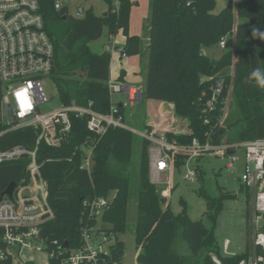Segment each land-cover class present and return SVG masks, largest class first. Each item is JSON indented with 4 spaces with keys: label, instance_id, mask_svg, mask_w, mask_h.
Returning a JSON list of instances; mask_svg holds the SVG:
<instances>
[{
    "label": "trees",
    "instance_id": "16d2710c",
    "mask_svg": "<svg viewBox=\"0 0 264 264\" xmlns=\"http://www.w3.org/2000/svg\"><path fill=\"white\" fill-rule=\"evenodd\" d=\"M107 11L97 15L92 9L84 17L70 14L67 6L56 9V0H38L45 30L56 49V67L52 77L56 80L64 104L75 101L79 106L92 103L95 111L108 114L112 99L108 87L111 78V54L95 55L89 45L100 41L105 32L111 38L120 32L126 37L124 50L127 56L138 55L141 39L129 33L130 15L136 0H104ZM151 15L148 35L153 46L147 51V75L143 100L169 103L175 114L188 120L186 132H167L171 141L181 145L198 138L202 143L213 145L243 143L264 138V89L260 88L250 74L257 68L264 70V0H239L237 19L233 0L217 10V0H151ZM66 18V19H64ZM255 33V35H254ZM223 37L235 38V50L225 52L219 59L202 54V47L218 46ZM213 72L211 73V69ZM234 68L233 75L223 72ZM85 76L76 78V71ZM122 71L117 81H122ZM223 81V90L213 108L207 107L212 89ZM231 90L232 104L238 114V128L230 138L226 135V119L220 124ZM121 114H125L120 106ZM73 129L60 148L43 144L39 151L42 175L48 184L49 203L56 219L47 224L43 233L48 237L50 250L76 249L81 245V221L86 218L84 200L89 197L114 198L104 212L105 227L117 236L116 250L110 264H120L124 242L119 235L128 228V208L131 200V185L121 164H129L133 152L134 133L124 128H111L99 138L88 131L86 119L71 117ZM207 122V123H206ZM146 129L152 130L147 126ZM36 130L25 128L7 133L2 147L15 145L32 147ZM84 146L93 149L91 174L82 170ZM143 153L140 161V190L138 192V217L135 225V241L141 253L139 264H191V259L203 256L202 264H240L252 254V246L242 254L226 256L221 253L215 238L218 216L224 202L236 199V195L220 190L218 196L210 195L204 186L198 191L205 199L206 216L212 226L203 221H193L188 215L187 203L182 200L183 211L175 214L170 205L165 208L160 190L150 181L149 143L142 139ZM111 158L115 163L112 164ZM186 158L179 157L177 167L184 165ZM24 169V168H23ZM20 165L0 167V194L12 182H17L24 170ZM199 179L204 182V172L196 168ZM247 216L250 217L249 211ZM180 231V235H179ZM180 236V237H179ZM179 238L187 245L191 256L179 253ZM57 241L58 244L54 242ZM68 244V246H66ZM257 255H264L258 249ZM67 252L56 254L46 264H62ZM0 264H13L11 260Z\"/></svg>",
    "mask_w": 264,
    "mask_h": 264
},
{
    "label": "built area",
    "instance_id": "2783aa9c",
    "mask_svg": "<svg viewBox=\"0 0 264 264\" xmlns=\"http://www.w3.org/2000/svg\"><path fill=\"white\" fill-rule=\"evenodd\" d=\"M63 6L61 0H56V9ZM84 15L85 10L80 8L75 17ZM226 38L223 37L218 45L223 50L227 48ZM105 49L111 54V61L115 54L119 59L127 57L124 47L117 48L109 43ZM55 67V45L45 30L38 0H0V167L17 164L24 168L15 182L13 196L4 195L0 200V262L11 260L13 264H28L24 250L31 248L46 252L50 257L67 252L62 264H110L118 236L105 227L103 215L115 194L91 196L84 200L86 218L81 221V245L78 248L50 250L43 229L56 219V215L49 203L48 184L42 175L38 156L43 144L51 148H60L64 144L73 129L72 116L86 119L88 131L99 138L111 128L132 131L126 123V115L120 112V106L126 109L143 101L144 89L110 79V95L124 93L129 103L112 101L110 113L102 114L93 109L92 103L79 106L73 101L43 114L40 106L50 102L44 89V78L52 76ZM223 87L220 80L212 89V96L206 103L209 109L216 104ZM230 93L231 90L226 105ZM224 116L225 110L220 124L224 122ZM25 128L36 130V141L32 147H2V139L7 133ZM135 133L149 143L150 181L156 187L166 186L165 193L173 187L171 176L179 157L186 158L184 164L207 154L228 157L227 167L232 169L241 160L237 150L243 149L240 181L252 199L254 236L251 257L240 264H264V255H257L258 249L264 251V138L221 145H213L209 140L202 143L193 138L191 143L181 145L171 141L167 132L144 129ZM84 150L81 169L91 174L93 149L84 146ZM197 176V170H189L185 179L193 180ZM54 243L58 244L57 241ZM228 244L226 241L225 252ZM213 260L222 264L217 257Z\"/></svg>",
    "mask_w": 264,
    "mask_h": 264
},
{
    "label": "rangeland",
    "instance_id": "374dc122",
    "mask_svg": "<svg viewBox=\"0 0 264 264\" xmlns=\"http://www.w3.org/2000/svg\"><path fill=\"white\" fill-rule=\"evenodd\" d=\"M217 3V12L221 11L227 5L226 0H217ZM76 11V6L69 7L71 15L76 16ZM142 25L143 24H141V27ZM136 27H138V24ZM121 36L122 33H119L115 39V43L118 42L119 46H123V44L121 45L119 41ZM226 41L227 48L225 50L219 48L218 46H214L202 47L201 52L211 59H219L225 52L234 51L235 49V38L227 37ZM129 57H132V59L126 60L140 62L139 54ZM113 60L114 57L112 61ZM118 70L119 68L117 64L112 65L111 72L113 77L117 75ZM223 73L226 75H233L234 69H227ZM76 74V78H80L81 81L84 80L85 76L80 69L76 71ZM145 75L146 74L144 73V80ZM43 84L50 102L41 105L40 112L46 114L52 110L60 108L63 102L60 97L58 84L52 76L44 78ZM111 99L114 103H129L127 95L124 93L114 94L111 96ZM231 101L232 95L230 93L224 116L225 119L227 118L226 121L224 119L227 124L225 132L230 138L234 135L236 127L238 128V114ZM125 115L127 125L134 132V144L129 164L120 165V169L127 174L131 185V200L128 208V228L125 234L119 235L120 241L124 242L125 245L124 256L122 257L120 264H139L137 262V257L141 253V249H138L136 245L134 231L138 217L137 199L138 192L140 190L139 168L143 153V146L142 138L135 132H142L151 122L159 125L163 130L181 133L188 130V120L178 117L175 114L172 104L147 99L135 104L133 107H126ZM163 130L162 132H165ZM237 156L241 160L239 163H236L232 169L227 167L230 162L228 157H219L214 154H207L198 160L188 161L181 167L176 166L174 168L171 176L173 187L168 190V193L164 192V188H166V186L157 187L160 190L161 197L167 199L166 204H163L165 205V208L170 205L175 214H180L183 211L181 201L184 200L188 206L187 211L189 217L193 221H203L208 228H211L212 224L206 216V201L198 194L201 186H204L207 192L212 196H218L220 190L236 195V199H229L224 202V208L218 216L215 228V238L220 246L221 253L226 256L244 253L247 247L249 248V246L252 245L254 236V225L251 216L252 199L248 192L242 187L240 181L243 172V149L237 150ZM111 162L112 164L115 163L114 158H111ZM197 166H199L205 173L204 182H202L199 177L193 180L185 179L186 173L189 170H196ZM112 193L114 192H111L110 195ZM247 211H249L250 217L247 216ZM99 224H101V219L99 220ZM226 241L229 243L227 252H225L224 249ZM177 248L181 255L185 257L191 256L187 245H185L180 238L177 243ZM24 257L26 260L32 261L35 264H46L50 255L46 252H38L35 249L29 248L24 250ZM202 258V255L192 258L191 264H202Z\"/></svg>",
    "mask_w": 264,
    "mask_h": 264
},
{
    "label": "crops",
    "instance_id": "0c3cea01",
    "mask_svg": "<svg viewBox=\"0 0 264 264\" xmlns=\"http://www.w3.org/2000/svg\"><path fill=\"white\" fill-rule=\"evenodd\" d=\"M61 1H62L63 5L68 7V9L70 6H76L77 11H78V9L83 8L85 10V13L87 10L92 9L95 14L102 15L108 9L107 4L104 0H61ZM226 1L228 3L229 0H226ZM238 1L239 0H233L234 6H235L236 19H237V3H238ZM136 2H137V4L135 6H133V8L131 10L129 33H130V35L138 36L141 39V51L139 53L140 62H136L134 60H130V61L126 60V59H132V57L130 58L129 56H127L126 58H123V59H119L118 54H115L114 60L111 61V67H112V65L117 64L119 70H118L117 75L114 77H113L112 72H111V78L110 79L113 81H117L121 75V72L124 71L125 77L120 82H123L124 84H127V85L141 87L144 89L145 82H146V75H147V71L145 68L147 65V52L146 51H148V48L151 45L149 35H148V31H147L149 19H150V15H151V8H150L151 0H136ZM217 6H218V3H217ZM77 11H76V13H77ZM137 24H138V27H136ZM141 24H143L142 27H141ZM106 35H107V33L105 32V35L103 38H105ZM115 39H116V37L111 38V41L115 47H117V48L125 47L126 37L123 34L121 36V39L119 40L121 45L123 44V46H119L118 42L115 43ZM105 52H106V49H105ZM144 73L146 74L145 80L143 79ZM148 126L152 127L151 129L156 131V132H162V130H163L159 125L151 123V122L148 124ZM146 128H147V126H146ZM163 131L169 132L167 130H163ZM183 132H186V131H183ZM227 251H228V248H227ZM24 259H25V257H24ZM26 261H28V260H26ZM29 262H32V261H29Z\"/></svg>",
    "mask_w": 264,
    "mask_h": 264
},
{
    "label": "water",
    "instance_id": "95a60500",
    "mask_svg": "<svg viewBox=\"0 0 264 264\" xmlns=\"http://www.w3.org/2000/svg\"><path fill=\"white\" fill-rule=\"evenodd\" d=\"M64 19H66V18H64ZM109 41H110V36L107 34L105 36V38L101 39L100 41L90 44L89 45V50L91 51V53H93L95 55H104L105 54V47L107 46ZM152 48H153V46L150 45L148 50H151ZM212 72H213V68L211 69V73ZM229 153H231V152H229ZM15 188H16V183L12 182L7 187V189L2 194H0V200H1L2 196H4V195H9L10 197H12ZM90 200H92V198H90ZM166 202H167L166 198H163L161 200L162 204H166ZM66 246H68V244H66ZM119 256L123 257L124 256V251H120ZM28 264H35V263L29 262Z\"/></svg>",
    "mask_w": 264,
    "mask_h": 264
},
{
    "label": "clouds",
    "instance_id": "9594fccd",
    "mask_svg": "<svg viewBox=\"0 0 264 264\" xmlns=\"http://www.w3.org/2000/svg\"><path fill=\"white\" fill-rule=\"evenodd\" d=\"M255 35V33H254ZM261 38L264 39V33H261ZM250 78L255 79L257 85L264 89V70H261L260 68L255 69L251 74Z\"/></svg>",
    "mask_w": 264,
    "mask_h": 264
}]
</instances>
